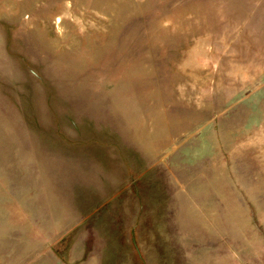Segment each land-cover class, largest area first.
Returning a JSON list of instances; mask_svg holds the SVG:
<instances>
[{
  "label": "rangeland",
  "instance_id": "374dc122",
  "mask_svg": "<svg viewBox=\"0 0 264 264\" xmlns=\"http://www.w3.org/2000/svg\"><path fill=\"white\" fill-rule=\"evenodd\" d=\"M0 264H264V0H0Z\"/></svg>",
  "mask_w": 264,
  "mask_h": 264
}]
</instances>
